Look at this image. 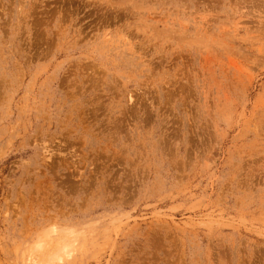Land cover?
I'll list each match as a JSON object with an SVG mask.
<instances>
[{
	"label": "rangeland",
	"instance_id": "rangeland-1",
	"mask_svg": "<svg viewBox=\"0 0 264 264\" xmlns=\"http://www.w3.org/2000/svg\"><path fill=\"white\" fill-rule=\"evenodd\" d=\"M0 264H264V0H0Z\"/></svg>",
	"mask_w": 264,
	"mask_h": 264
}]
</instances>
